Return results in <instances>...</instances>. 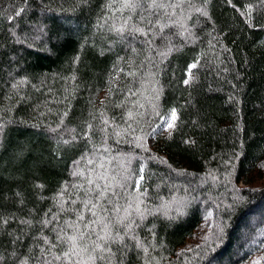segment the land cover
Segmentation results:
<instances>
[{"label": "trees", "instance_id": "trees-1", "mask_svg": "<svg viewBox=\"0 0 264 264\" xmlns=\"http://www.w3.org/2000/svg\"><path fill=\"white\" fill-rule=\"evenodd\" d=\"M0 264H264V0H0Z\"/></svg>", "mask_w": 264, "mask_h": 264}, {"label": "rangeland", "instance_id": "rangeland-1", "mask_svg": "<svg viewBox=\"0 0 264 264\" xmlns=\"http://www.w3.org/2000/svg\"><path fill=\"white\" fill-rule=\"evenodd\" d=\"M174 115L175 114L172 113L171 115H169L167 118H165L161 122V124L156 128L154 135L149 137L148 140L150 143L153 142L159 134H161L163 132H167L170 129L169 125L172 126L173 121H174ZM210 224H211V220L209 217H207L203 226H202L201 231L199 232V234L206 232L207 229L209 228Z\"/></svg>", "mask_w": 264, "mask_h": 264}, {"label": "snow or ice", "instance_id": "snow-or-ice-1", "mask_svg": "<svg viewBox=\"0 0 264 264\" xmlns=\"http://www.w3.org/2000/svg\"><path fill=\"white\" fill-rule=\"evenodd\" d=\"M153 2H155V0H153ZM169 127H171V125H169ZM80 238L83 239V235H81ZM69 239L74 241L76 239V237H70ZM110 239L112 240V242H116L117 239H121L122 240L123 237L119 236V234H117L116 238L109 237L107 234L104 235V236H98V240H104L105 244H107ZM93 244H94L93 252L100 251V252H107V253H110V254L114 255V253H112L110 247L102 246L101 244L97 243L96 241H93ZM99 258L102 259V260L106 259V257L103 256V255L100 256Z\"/></svg>", "mask_w": 264, "mask_h": 264}]
</instances>
